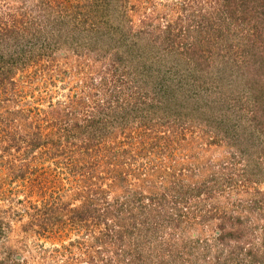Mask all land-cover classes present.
<instances>
[{
    "label": "trees",
    "instance_id": "obj_1",
    "mask_svg": "<svg viewBox=\"0 0 264 264\" xmlns=\"http://www.w3.org/2000/svg\"><path fill=\"white\" fill-rule=\"evenodd\" d=\"M19 1L0 5L1 84L18 86V74L44 88L78 78L29 110L28 139L19 140L28 155L40 149L12 170L38 200L11 215L27 217L24 229L50 242L35 244L32 260L264 264V224L254 214L264 192H248L264 176L245 179L236 164L203 171L178 158L195 130L227 120L234 141L246 118L264 167V0ZM157 6L165 24L152 22ZM8 226L0 216V239ZM17 255L0 242V264H31Z\"/></svg>",
    "mask_w": 264,
    "mask_h": 264
},
{
    "label": "rangeland",
    "instance_id": "obj_2",
    "mask_svg": "<svg viewBox=\"0 0 264 264\" xmlns=\"http://www.w3.org/2000/svg\"><path fill=\"white\" fill-rule=\"evenodd\" d=\"M160 1L161 0H153V3H159ZM177 1L178 0H163L162 4H166L170 7ZM4 3L11 7L20 5L19 0H0V5L4 6ZM143 6L144 4L139 6L137 9L141 8V12H144L145 10L142 8ZM141 12L135 14L136 24H138V20L143 19ZM154 12V18L152 17L153 24H165L164 20H161L158 16H156L158 13L163 15L165 9L162 6H157ZM263 41L264 39L261 42ZM233 51H236L233 53V56L241 59L239 55L240 49L235 48ZM58 60L61 63L59 58ZM74 60L75 59L71 60L70 65H74ZM212 68L216 70V66L211 64V69ZM261 71L262 70H255L256 77L253 79L255 81L252 83V90L253 84L258 82V75L261 74ZM20 77L21 76L18 74L14 78L17 79L18 86H12L9 83L1 84L0 82V131L2 126L5 125L4 131L6 133V135L5 133L3 134L4 136L0 135V216L5 218V221L9 223L7 232H5V238L4 240L0 239V242H4L6 246H10L18 252V255L16 256L17 260H20L21 257L24 256L25 258L27 257L28 260H31V264H36L35 260H32L33 257L37 259L36 251L33 246L35 244L44 243L45 247H50V242L43 239L39 240L34 233L36 230L34 227H31L29 232L26 231V228L24 229L25 224H28L29 222L27 217H23L20 221H17L16 218L11 215V210H14V212H18L17 210H25L28 206H31L28 202L34 205L38 200L36 198L37 195L34 192V194L27 193L17 180L14 182V174L12 173V170L16 166L22 164V162L24 163L30 156H38V152H40V149L38 148L33 150L28 155V153H26V150L28 149V147L25 146L26 144L19 142L20 139H28V133L27 130L25 131L24 126L31 119V116L27 115L29 110L34 107L45 108L48 101H56L59 96L57 92H67L70 86H76L78 84V78L67 77L65 82L58 81L55 86H45L44 88L42 81L38 79H34V81H27L24 80L26 78L21 80ZM62 86L65 87L62 88ZM233 86L236 88L237 84L234 83ZM230 89H228V87L226 88L225 95L233 100L235 95H231L230 91H228ZM219 113L220 110L215 114V117H219ZM233 114L234 111L232 112V117H234ZM211 119H213V117ZM226 122L227 120L220 123V129L208 127L207 125L206 127L204 126L207 131H204L203 135L199 130H195L196 134L190 136L192 138V144L190 143L187 146L186 142V147L181 149V152L183 153L178 154V158L180 159V157L185 154L188 155V164L190 163V166L193 167L201 164L199 170L203 171L206 169L217 171L219 167L218 165L236 164V170L234 172L240 174L244 170V174L247 176H244L245 179L250 177V180H254V174L255 178H257L256 176H264V167L261 162L262 159L260 158V156H262V152L260 150L261 145L258 144V140H255V137L258 135L248 134L250 129L246 126L248 123L247 119L244 118L242 120V123L247 130H243V125H240L242 129L237 131L238 139H234V141L225 137L227 127L226 125L222 126V124H226ZM177 130L178 132L185 131V129H181L180 127ZM214 133H219V136H223H220V138L215 136ZM0 134L2 133L0 132ZM188 137L189 132H186V138ZM246 137L247 139H250V141L240 140L243 138L246 139ZM23 156L27 159L25 158L24 160H21L20 158H23ZM199 173L200 174H197V178H199V180H205L206 177L203 176V173ZM205 176H207V174ZM8 190H12V192H8ZM254 190L264 192V184L251 185L248 192L252 193ZM27 195H32V197L25 198ZM240 195V193L234 194V196ZM261 198L263 200L262 207L255 209L256 212L254 214H258L259 217L262 218L260 221L261 224H264V196ZM5 210H9V212ZM65 243H67V241H65Z\"/></svg>",
    "mask_w": 264,
    "mask_h": 264
}]
</instances>
